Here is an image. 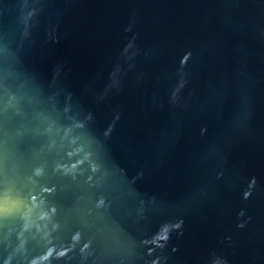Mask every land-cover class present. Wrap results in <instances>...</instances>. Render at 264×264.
I'll use <instances>...</instances> for the list:
<instances>
[{"label":"water","instance_id":"1","mask_svg":"<svg viewBox=\"0 0 264 264\" xmlns=\"http://www.w3.org/2000/svg\"><path fill=\"white\" fill-rule=\"evenodd\" d=\"M0 264H264V0H0Z\"/></svg>","mask_w":264,"mask_h":264},{"label":"snow or ice","instance_id":"2","mask_svg":"<svg viewBox=\"0 0 264 264\" xmlns=\"http://www.w3.org/2000/svg\"><path fill=\"white\" fill-rule=\"evenodd\" d=\"M0 197H2V193H0ZM0 204H2V199H0Z\"/></svg>","mask_w":264,"mask_h":264}]
</instances>
